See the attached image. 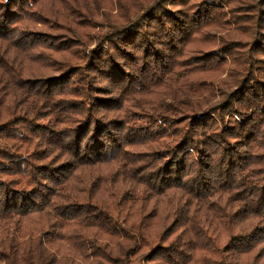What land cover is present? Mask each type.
<instances>
[{"label":"trees","instance_id":"trees-1","mask_svg":"<svg viewBox=\"0 0 264 264\" xmlns=\"http://www.w3.org/2000/svg\"><path fill=\"white\" fill-rule=\"evenodd\" d=\"M115 1L0 0V264H258L259 7Z\"/></svg>","mask_w":264,"mask_h":264},{"label":"rangeland","instance_id":"rangeland-1","mask_svg":"<svg viewBox=\"0 0 264 264\" xmlns=\"http://www.w3.org/2000/svg\"><path fill=\"white\" fill-rule=\"evenodd\" d=\"M121 1L124 2V4H125V6L123 7L124 9L121 11V12H124V11H126L125 8L129 4L130 0H121ZM154 1L155 0H142V2H141L142 8H145V7L149 6ZM256 1L257 0H249L246 5H243L245 7H241V8H244L245 11H248V10L251 11V10H253L254 7H259V9H257L255 12L252 11L251 17L254 16V18H255V14H256V16H257V14L259 15V20H261L262 26H263V27H260L261 28L260 29L261 30V35L263 37L264 36V4L262 3V0H260V3H259L260 5L259 6L258 5H253ZM133 2H137V0H133ZM106 3L107 4H114V7H112L111 9H108V11H107L108 14H110L111 16H116V15L119 14V11L117 10V6L115 5L116 4L115 0H112L111 3L110 2H106ZM236 6H239V2L235 1V0H232L231 1V7H236ZM261 8L263 9V11H261V13H260L259 10ZM90 22H91L90 25L85 24L84 27H87V28H85V30L90 34V40L92 41V43H95L96 40H97V37L99 35H101V34H104L107 31V28H106V26H103V25L101 27V24H99L101 22V18L99 16L95 17V19L90 21ZM239 24H241V23H239ZM223 30L224 31H222L220 33L222 35L221 37H223V36L225 37V36H227V34H233L234 32H237L235 27H234V24H225ZM249 30H251V29H249ZM247 31H248V29H246V28H242V29L238 30V33L240 35L235 34V35L232 36V39L242 40V41L248 42L249 41V34L247 33ZM251 32H253V31H251ZM213 42H211V44L213 43L214 46H218L219 45V42L217 40L213 39ZM211 44H209L207 46V48L210 47ZM256 58L258 60H260V59H262L264 57L258 55ZM229 66L230 65L227 64V67H229ZM261 66L264 67V64H261ZM224 78H226V74H224L222 76V79H224ZM102 85L105 86L106 82H104ZM262 129H264V125H262ZM263 139H264V135L263 134L259 135L258 143H256L257 145L255 144L257 146L256 149L255 150H254V148L250 149L251 151H253V154L258 156V155L264 153V145L262 144ZM261 159H262V157H261ZM16 178L17 177H8L7 180H12V179L15 180V181H12L11 183L9 182L10 184L16 182L17 184L22 185L19 181H17ZM19 187H21V186H19ZM22 187H24V186H22ZM233 231L234 230H231V232H233ZM231 232H225V233L223 232V233L220 234V240L219 241H220V245L221 246H222V244H226V242H228V236H229V233H231ZM237 232L238 231H236L235 233H237ZM248 258H249V256H248ZM258 264H264V258Z\"/></svg>","mask_w":264,"mask_h":264}]
</instances>
